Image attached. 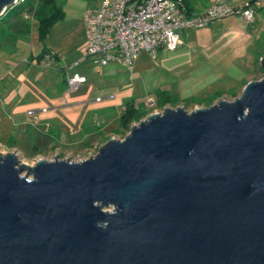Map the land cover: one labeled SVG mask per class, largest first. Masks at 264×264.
Wrapping results in <instances>:
<instances>
[{"label":"water","instance_id":"water-1","mask_svg":"<svg viewBox=\"0 0 264 264\" xmlns=\"http://www.w3.org/2000/svg\"><path fill=\"white\" fill-rule=\"evenodd\" d=\"M0 264H264V75L84 158L0 153Z\"/></svg>","mask_w":264,"mask_h":264},{"label":"rangeland","instance_id":"rangeland-1","mask_svg":"<svg viewBox=\"0 0 264 264\" xmlns=\"http://www.w3.org/2000/svg\"><path fill=\"white\" fill-rule=\"evenodd\" d=\"M53 1L60 11L42 37L36 29L37 0H19L1 14L5 17L12 12L22 17L26 12V27L10 31V35L1 34L0 42V153L13 151L25 164H33L38 157L50 159L56 155L76 160L93 154L105 142L103 138H88L82 146L84 149L75 144L89 137V131L97 132L99 127L108 138L121 139L128 129L117 130L116 119L112 121L109 115L104 116L103 110L104 107L112 108L108 112L112 111L115 116L121 107L119 101L125 98L133 99L141 109L142 103L152 98L157 107L147 108L149 112L176 104L190 110L204 105L193 103L195 101H204L208 105L213 98L211 102L221 97L232 99L230 93L224 94L226 90H234L241 79H259L264 75L259 60L253 64L252 53H247L246 41L235 34L234 15L237 14L214 18L203 26L178 27L180 44L177 49L183 47L185 57L162 58L176 49L159 48L155 57L143 51L138 66L129 72L117 63L116 66L113 63L101 66L90 59L79 60L84 54L85 43L82 14L86 9L93 10L99 0ZM242 1L228 0L231 5ZM191 2L193 11L197 12L206 0ZM253 18L256 24L244 19L240 21L253 26L250 31L254 34V29L264 28V0L255 6ZM261 31L255 39L258 46L264 40ZM259 48L258 52L261 51ZM42 49L49 52V59L42 55ZM75 59L80 63L69 72H80L86 80L76 88L68 89L64 68ZM157 88L165 89L166 94L160 95L164 91ZM147 113L145 109L137 112L130 125ZM26 145L38 149L45 146L48 151L27 156L22 152Z\"/></svg>","mask_w":264,"mask_h":264},{"label":"built area","instance_id":"built-area-1","mask_svg":"<svg viewBox=\"0 0 264 264\" xmlns=\"http://www.w3.org/2000/svg\"><path fill=\"white\" fill-rule=\"evenodd\" d=\"M259 1L244 0L231 5L228 0H206L202 10L195 12L187 9L184 0H99L93 10L83 11L85 43L79 60L90 59L100 65L117 60L130 69L140 50L154 56L158 48H176L180 41L178 27L203 26L231 13L251 21ZM23 16L26 18V13ZM44 56L49 59L51 55L45 53ZM79 60H73L64 68L68 89L76 88L85 80L77 71L69 72ZM63 100L66 102L64 95ZM152 104L153 99H147L146 105L152 107Z\"/></svg>","mask_w":264,"mask_h":264},{"label":"trees","instance_id":"trees-1","mask_svg":"<svg viewBox=\"0 0 264 264\" xmlns=\"http://www.w3.org/2000/svg\"><path fill=\"white\" fill-rule=\"evenodd\" d=\"M37 1H38L37 3L38 11L35 10V12H38L39 15L36 16V20H37L36 29L40 37H42L43 35H45L50 23L59 14L60 8L55 5L53 0H37ZM184 3L187 9L193 10V3L191 2V0H184ZM21 4H23V2ZM20 6H23V5H20ZM24 27H26V21L24 20V16L21 17L20 15H15V13L12 14V12L9 15H6L5 17H3V15L0 14V42H1V34L5 35L7 33L10 35L9 33L10 31H15V32L20 31L24 29ZM45 53H49V52L46 49H42V55H44ZM142 110L143 109H141L138 105L137 106L135 105V102L133 99L124 100V102L122 103L120 107L119 113H118V119L115 124L116 129L117 130L129 129L130 122L134 120V117L137 114V112H141ZM147 112H149V109H145V113ZM104 134H105V131H102V129L100 128H98L97 132L91 130L89 131V137L83 138L82 140L78 141L75 144V146H78V147L81 146V149H84V147L82 148V146H85L83 144L85 143L86 140H88V138H91V139L103 138V140L105 141L108 138V136ZM43 150H47L45 149V146H42V148L38 149L34 146H31L30 148L29 145H26L25 149L22 152L24 154L26 153L27 156H32L34 154L42 152ZM84 151H86V149ZM84 151H81L83 155H84Z\"/></svg>","mask_w":264,"mask_h":264},{"label":"crops","instance_id":"crops-1","mask_svg":"<svg viewBox=\"0 0 264 264\" xmlns=\"http://www.w3.org/2000/svg\"><path fill=\"white\" fill-rule=\"evenodd\" d=\"M229 3V2H228ZM204 7V6H203ZM203 7H201V8H199V10L201 11L202 10V8ZM254 11V10H253ZM232 14V13H231ZM233 14H235V13H233ZM258 19H260L258 16H256ZM234 18H235V20H236V23H237V30H235L236 32H235V34H236V36L237 37H239L241 40H243V41H246V43H247V47H248V51H247V53H252V55H253V59L251 58V57H249V58H251L252 60H253V64H256V63H258V60L260 59V57H262V56H264V40L262 39V44H260L259 46H258V42L255 40V39H257V34H258V32L262 29V31H261V33H263V37H264V28H259L258 29V31H256V29H254L253 31H254V34L250 31V29L253 27V26H250L248 23H244V22H241L240 21V19L241 20H243L242 18H241V16L240 15H234ZM234 20V19H233ZM248 22H251V23H253V24H256V19L255 18H253L251 21H248ZM248 37V38H247ZM251 37H254V38H251ZM179 44H180V41H179V43H178V45L177 46H179ZM181 47V46H180ZM258 47H260L259 49L261 50L260 52H258ZM183 48V47H182ZM181 48V49H182ZM159 49V48H158ZM174 49H176L175 51H171V52H167L168 54L167 55H165V57L163 56L162 58L164 59H169V60H172V59H176V58H179V57H181L182 58V56L183 57H185L187 54H183V53H185V52H183V50H181V49H177V47L176 48H174ZM174 49H172V50H174ZM144 50H140L138 53H137V55L135 56V58L133 59V62H132V67L130 68V69H127L124 65H122L119 61L117 62V60L116 61H114V60H110V61H108V62H106L105 64H102L103 66H105V65H108V64H110V63H113L115 66H116V63L118 64V65H122L127 71H132L133 69H134V67H137L138 66V63H139V61H141L140 60V52H143ZM157 51V50H156ZM144 52H146V51H144ZM182 53V54H181ZM148 54V53H147ZM150 57H155V55L154 56H151L150 54H148ZM246 59H247V57H246ZM82 61H84V60H82ZM247 61V63H249V61L250 60H246ZM80 63V62H79ZM78 63V64H79ZM101 65V66H102ZM247 65H249V64H247ZM78 73H80V72H78ZM80 74H82V73H80ZM83 75V74H82ZM247 79L248 78H245V80H243V79H241L238 83H236V85L234 86V90H232V89H229V90H226V91H229V92H224V90L223 89H221L223 92H224V94H226V93H230L231 95H233V97L237 94V91H239L240 90V88L243 86V84L247 81ZM86 80V79H85ZM84 80V81H85ZM83 81V82H84ZM82 82V83H83ZM81 84V83H80ZM79 85V84H78ZM77 85V86H78ZM156 90H161V91H164V92H162L160 95H165L166 94V91H165V89H163V88H161V89H159V88H157ZM216 91H218V90H216ZM216 93V95H222L220 92H215ZM64 96H65V93L63 94ZM112 96V94H110V97ZM98 99V98H97ZM152 99V98H151ZM214 99V98H213ZM212 99V100H213ZM124 100H126V98L125 99H123V100H120L119 101V105L118 106H121L122 105V103L124 102ZM211 100V101H212ZM207 102V103H212V102ZM66 103V102H65ZM193 103H195V104H199V103H202V104H204V105H207L206 104V102H201V101H195V102H193ZM194 104V105H195ZM142 107H143V109H147V108H149L147 105H146V102L144 101L143 103H142ZM177 105V104H176ZM152 106H155V100H153V104H152ZM155 107H157V106H155ZM164 107V106H163ZM105 109L103 110L104 111V116H107V115H109L110 117H111V119H112V121L113 120H115V122H117V119H118V113L114 116L113 114H112V111L111 112H108V111H110V110H112V108H107V107H104ZM193 108V107H192ZM120 110V109H119ZM96 117V116H95ZM114 122V123H115ZM116 124V123H115ZM98 126V125H97ZM100 126V125H99ZM98 126V127H99ZM100 128V127H99Z\"/></svg>","mask_w":264,"mask_h":264}]
</instances>
